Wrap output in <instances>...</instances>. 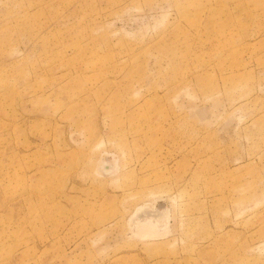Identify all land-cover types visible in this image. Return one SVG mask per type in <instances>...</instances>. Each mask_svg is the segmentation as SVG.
Returning a JSON list of instances; mask_svg holds the SVG:
<instances>
[{"label": "rangeland", "instance_id": "1", "mask_svg": "<svg viewBox=\"0 0 264 264\" xmlns=\"http://www.w3.org/2000/svg\"><path fill=\"white\" fill-rule=\"evenodd\" d=\"M0 264H264V0H0Z\"/></svg>", "mask_w": 264, "mask_h": 264}, {"label": "bare ground", "instance_id": "2", "mask_svg": "<svg viewBox=\"0 0 264 264\" xmlns=\"http://www.w3.org/2000/svg\"><path fill=\"white\" fill-rule=\"evenodd\" d=\"M153 223H154V222H153ZM155 224H156V222H155ZM155 227H156V226H155ZM155 227H153L152 230H155V229H156Z\"/></svg>", "mask_w": 264, "mask_h": 264}]
</instances>
